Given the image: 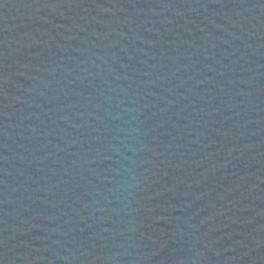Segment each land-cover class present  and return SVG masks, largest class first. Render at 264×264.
<instances>
[{
    "label": "water",
    "instance_id": "water-1",
    "mask_svg": "<svg viewBox=\"0 0 264 264\" xmlns=\"http://www.w3.org/2000/svg\"><path fill=\"white\" fill-rule=\"evenodd\" d=\"M0 264H264V0H0Z\"/></svg>",
    "mask_w": 264,
    "mask_h": 264
}]
</instances>
